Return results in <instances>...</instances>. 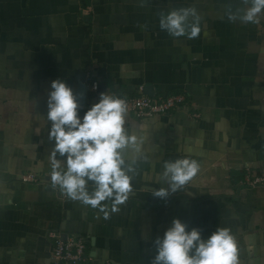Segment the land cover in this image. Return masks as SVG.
Masks as SVG:
<instances>
[{"label":"crops","instance_id":"1","mask_svg":"<svg viewBox=\"0 0 264 264\" xmlns=\"http://www.w3.org/2000/svg\"><path fill=\"white\" fill-rule=\"evenodd\" d=\"M194 7L202 31L172 37L159 16ZM243 0H0V264H50L51 232L81 236L82 264H151L154 241L179 218L206 238L231 230L238 264H264V12L259 22L230 21ZM99 89L159 98L184 93L187 105L150 118L127 112L142 139L132 191L105 219L67 198L48 178L47 93L64 79L83 93L80 115ZM151 86V95L144 93ZM197 113L198 117L192 114ZM188 156L198 173L164 199L163 164ZM32 174L34 182L22 175Z\"/></svg>","mask_w":264,"mask_h":264},{"label":"clouds","instance_id":"2","mask_svg":"<svg viewBox=\"0 0 264 264\" xmlns=\"http://www.w3.org/2000/svg\"><path fill=\"white\" fill-rule=\"evenodd\" d=\"M246 7L227 12L230 21L258 23L264 0H243ZM159 27L172 37L197 38L201 31L196 8L172 9L159 16ZM83 93H75L64 79L51 81L47 93L48 138L54 141L49 154L48 178L53 187L73 201L97 209L107 219L120 211L132 191L133 163L125 150L141 152L142 139L126 128L128 106L124 99L99 94L80 115ZM199 162L188 156L167 160L161 179L167 187L153 193L164 199L183 188L198 173ZM151 264H238V245L231 230L217 227L206 238L197 227L173 218L162 237L154 241Z\"/></svg>","mask_w":264,"mask_h":264},{"label":"built area","instance_id":"3","mask_svg":"<svg viewBox=\"0 0 264 264\" xmlns=\"http://www.w3.org/2000/svg\"><path fill=\"white\" fill-rule=\"evenodd\" d=\"M84 81L87 87L94 92L95 102L98 101L99 94L103 91L107 94L118 96L126 101L128 112L134 114L139 119L162 115L173 109L187 105L186 95L180 92L159 98H152L143 93L137 95H121L99 89L98 80L90 72L84 75ZM192 116L198 117L199 115L193 113ZM36 179L32 174L21 176V180L24 182H34ZM244 182L252 186L264 184V176H252L250 171H246ZM49 236L52 239L50 264H82L85 261L86 244L81 236L61 234L59 231L51 232Z\"/></svg>","mask_w":264,"mask_h":264},{"label":"water","instance_id":"4","mask_svg":"<svg viewBox=\"0 0 264 264\" xmlns=\"http://www.w3.org/2000/svg\"><path fill=\"white\" fill-rule=\"evenodd\" d=\"M103 89V88H102ZM151 89V86H145L144 93L151 95V92L149 91Z\"/></svg>","mask_w":264,"mask_h":264}]
</instances>
